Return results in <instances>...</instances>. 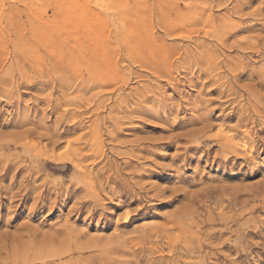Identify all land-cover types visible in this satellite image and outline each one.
<instances>
[{
  "label": "rangeland",
  "instance_id": "1",
  "mask_svg": "<svg viewBox=\"0 0 264 264\" xmlns=\"http://www.w3.org/2000/svg\"><path fill=\"white\" fill-rule=\"evenodd\" d=\"M170 1L0 0V264H264V0Z\"/></svg>",
  "mask_w": 264,
  "mask_h": 264
},
{
  "label": "bare ground",
  "instance_id": "2",
  "mask_svg": "<svg viewBox=\"0 0 264 264\" xmlns=\"http://www.w3.org/2000/svg\"><path fill=\"white\" fill-rule=\"evenodd\" d=\"M168 1H169V3L171 2L170 0H152V1H151L152 3H150V2H148L147 0H132V2H133V6L131 5V6H132V9H129V10L131 11V13H129V15L127 14V16H129V18H131V20H133V21H135V19H133V17H135V18H140V19H141V18H149V17H151V18H152V23H153V21L156 20V19H157L158 21H161V20H159V17L162 15L161 12H160V11H161V7H162V6L164 7V5H166V4L168 3ZM225 1H226V0H225ZM228 1H229V0H227V2H228ZM173 2H174V1H173ZM173 2H172V3H173ZM211 2H212V1H211ZM214 2H215V1H214ZM172 3H171V4H172ZM232 4H233V3H232ZM168 5H169V4H168ZM127 6H128V5H127ZM142 6H144V7H145V6H147V7L149 6V7H150L151 10H150V13H148V14H150L149 16H148V14H146V13L144 14V13L140 12V10H141L140 7H142ZM237 6H238V5H237ZM237 6H234L233 9L235 10V9L237 8ZM82 7H83V6H82ZM166 7H167V6H166ZM208 7H210V6H208ZM208 7H207V8H208ZM89 8H91V7H89ZM129 8H130V7H129ZM127 9H128V7H127ZM167 9H168V8H167ZM210 9H211V7H210ZM162 10H163V9H162ZM169 10H170V9H169ZM180 10H182V9H180ZM202 10H204V9H202ZM75 11H76V10H75ZM130 11H129V12H130ZM207 11H208V10H207ZM166 12H167V11H166ZM182 12H183V11H182ZM86 13H87L90 17H93V18L96 17V18H97V13L94 12V11H92V10H88V11L86 10ZM167 13H168V12H167ZM180 13H181V11H180ZM180 13H179V14H180ZM197 13H198V12H197ZM204 13H205V12H204ZM238 13H239V12H238ZM163 14H164V12H163ZM182 14H183V13H182ZM198 14L200 15L201 13H198ZM202 14H203V13H202ZM236 14H237V13H236ZM205 15H206V14H205ZM166 16H167V15H166ZM166 16H165V17H166ZM200 16H201V15H200ZM200 16H199V17H200ZM202 16H203V15H202ZM125 17H126V16H125ZM197 17H198V16H197ZM204 17H205V16H204ZM151 18H150V19H151ZM150 19H148V20H150ZM169 19H170V17H169ZM126 20H127V19H126ZM142 20H143V19H142ZM142 20H140V21H142ZM146 20H147V19H146ZM157 20H156V21H157ZM170 20H172V19H170ZM170 20H169V21H170ZM177 20H178V19H177ZM180 20H181V19H180ZM182 20H183V19H182ZM185 20H187V19H185ZM194 20H195V19H194ZM62 21H63V20H62ZM140 21H139V22H140ZM158 21H157V22H158ZM162 21H163V20H162ZM162 21H161V22H162ZM172 21H174V20H172ZM191 21H192V20H191ZM142 22H143V21H142ZM147 22H148V21H147ZM150 22H151V21H150ZM161 22H158L157 25H160L162 28H169V25H168V23H167L166 21H165L164 23H161ZM170 22H171V21H170ZM178 22H179V20H178L177 22H175L174 24H177ZM195 22H196V21H195ZM198 22H199V21H198ZM210 22H211V21H210ZM210 22H209L208 18L202 20V17H201V22H200L201 25L203 24V25H206V26L208 25L207 27H211V25H213L214 23L212 24V23H210ZM140 23H141V22H140ZM143 23H145V22H143ZM152 23H151V24H152ZM155 23H156V22H155ZM171 23H172V22H171ZM180 23H182V22H180ZM180 23H179V24H180ZM189 23H190V22H189ZM191 23H193V22H191ZM196 23H197V22H196ZM70 24H71V23H70ZM132 24H133V26H134L135 23H132ZM132 24H130V25H132ZM148 24H149V23H148ZM151 24H150V25H151ZM187 24H188V23H187ZM222 24H223V23H222ZM222 24L220 23V24H219V27H220L221 29H226L225 25H222ZM66 25L68 26L67 22H66ZM97 25H98V24H97ZM99 25H100V24H99ZM99 25H98V26H99ZM125 25H127V23H126ZM155 25H156V24H155ZM157 25H156V26H157ZM171 25H172V24H171ZM181 25H183V24H181ZM189 25H191V24H188V25H187L188 28H189ZM195 25H196V24H195ZM198 25H199V24H198ZM67 26H66V27H67ZM94 26H95V25H94ZM127 26H128V25H127ZM136 26H137V25H136ZM136 26H134V27H136ZM138 26L140 27V25H138ZM138 26H137V27H138ZM141 26H142V24H141ZM143 26H144V25H143ZM148 26H149V25H148ZM152 26H154V24H153ZM160 26H159V27H160ZM184 26H186V24H185ZM191 26H192V25H191ZM214 26H215V25H214ZM107 27H108V24L106 25V28H107ZM109 27H110V26H109ZM134 27H133V28H134ZM150 27H151V26H150ZM175 27H176V26H175ZM179 27H180V28H179ZM195 27H196V26H195ZM62 28H63V27H62ZM64 28H65V27H64ZM75 28H76V27H75ZM98 28H99V27H98ZM121 28H122V27H121ZM124 28H125V27H124ZM126 28H127V30H128L129 28H132V27H126ZM173 28H174V27H173ZM173 28H172V30H173ZM178 28L181 29V26L179 25ZM182 28H183V27H182ZM184 28H187V27H184ZM190 28H191V27H190ZM100 29H101V28H100ZM104 29H105V27H104ZM138 29H139V28H138ZM140 29H142V28L140 27ZM179 29H178V30H179ZM102 30H103V29H102ZM124 30H125V29H123V31H124ZM129 30H131V29H129ZM133 30H134V33H135V28H134ZM133 30H132V31H133ZM167 30H169V33H172V32H173V31L170 32V29H167ZM167 30H166V32H167ZM176 30H177V29H176ZM203 30H204V29H203ZM86 31H87V30H86ZM88 31H89V30H88ZM93 31H95V30H92L93 37H94V32H93ZM121 31H122V30H121ZM125 31H126V30H125ZM205 31H206V29H205ZM75 32H76V31H75ZM84 32H85V31H84ZM96 32H97V35H98V34H101V31H100L99 33H98V31H96ZM110 32H111V31H110ZM114 32H115V31H114ZM128 32H129V31H128ZM174 32L177 33V31H174ZM174 32H173V33H174ZM198 32H200V30H199ZM203 32H204V31H203ZM76 33H77V32H76ZM89 33H90V32H89ZM124 33H125V32H124ZM124 33H123V34H124ZM126 33H127V32H126ZM126 33H125V34H126ZM130 33H133V32L130 31ZM167 33H168V32H167ZM175 33H174V34H175ZM200 33H201V32H200ZM86 34H87V33H86ZM102 34L104 35V30H103V33H102ZM105 34H106V33H105ZM107 34H108V33H107ZM119 34H120V33H119ZM140 34H141V33H140ZM140 34H139V35H140ZM91 35H92V34H91ZM95 35H96V34H95ZM97 35H96V36H97ZM120 35H121V34H120ZM127 35H128V34H127ZM127 35H126V36H127ZM129 35H130V34H129ZM132 35H133V34H132ZM139 35H138V36H139ZM145 35H146V34H145ZM170 35H171V34H170ZM172 35H173V34H172ZM206 35H207V34H206ZM76 36H77V35H76ZM84 36H85V35H84ZM121 36H122V35H121ZM79 37H80V36H79ZM93 37H92V40H93ZM98 37H99V36H98ZM102 37H103V36H102ZM143 37H144V36H143ZM88 38H91V36L88 37ZM88 38H87V39H88ZM75 39H76V38H75ZM96 39H97V37H96ZM103 39H104V38H103ZM121 39H124V38H121ZM135 39H136V37H135ZM140 39H143V38L141 37ZM154 39H155V38H154ZM65 40H66V39H65ZM76 40H77V39H76ZM138 40H139V38H138ZM89 41H90V40H89ZM96 41H97V40H96ZM123 41H124V40H123ZM142 41H143V40H142ZM156 41H157V40H156ZM156 41H155V42H156ZM79 42H80V41H79ZM94 42H95V40L93 41V44H94ZM144 42L146 43V39L144 40ZM144 42H143V43H144ZM150 42H151V41H150ZM150 42H148V43H150ZM157 42H158V41H157ZM86 43H87V42H86ZM86 43H84V44H86ZM90 43H91V41H90ZM98 43H99V42H97L96 44H98ZM103 43H104V42H103ZM121 43H122V42H121ZM138 43H139V42H138ZM140 43H141V42H140ZM143 43H142V44H143ZM148 43H146V44H147V48H148V46L150 45V44H148ZM87 44H88V43H87ZM99 45H100V44H99ZM102 45H103V44H102ZM143 45H144V44H143ZM103 46H105V45H103ZM152 46H153V43H152ZM152 46H150V47L152 48ZM158 46H159V45H158ZM84 47H85V45H84ZM91 47H92V46H91ZM102 48H103V47H102ZM157 48H158V47H157ZM159 48H160V47H159ZM88 49H89V48H88ZM93 49H94V48H93ZM93 49H92V50H93ZM90 50H91V48H90ZM153 50H154V49H153ZM94 51H95V50H94ZM104 51H105V50H104ZM104 51H103V52H104ZM151 51H152V49H151ZM156 51H157V50H156ZM92 52H93V51H92ZM99 52H100V50H99ZM105 52H106V51H105ZM152 53H153V52H152ZM156 53H157V52H156ZM158 53L161 54V51L158 52ZM162 53H163V52H162ZM91 54H92V53H91ZM91 54H90V55H91ZM94 55H97V54L94 53ZM101 55H103V54H101ZM158 55H159V54H158ZM160 56H161V55H160ZM160 56H158V57L160 58ZM158 57H157V58H158ZM92 71H93V69H92ZM77 151H78V150H77ZM178 227H179V226H178ZM153 229H154V228H152V230H153ZM155 230H156V228H155ZM142 232H143V234H145V233L148 232V231H145V233H144V231H142ZM150 232H152V233L155 234V235L158 234L157 231H154V230H153V231H150ZM152 233H151V234H152ZM146 234H147V233H146ZM146 234H145V236H146ZM141 235H142V234H141ZM153 236H154V235H153ZM141 237H142V236H141ZM159 237H160V235H159ZM162 237H163V235H162ZM154 238H155V237H154ZM139 239H140V238H139ZM155 239H156V238H155ZM160 239H161V238H160ZM168 239H169V238H168ZM185 239H187V238L185 237ZM148 241H149V240H148ZM150 241H151V240H150ZM151 243H152V242H151ZM155 243H156V242H155ZM179 243H180V242H179ZM154 246H155V245H154ZM189 252H190V251H189ZM181 258H182V257H181ZM181 258H180V259H181Z\"/></svg>",
  "mask_w": 264,
  "mask_h": 264
}]
</instances>
